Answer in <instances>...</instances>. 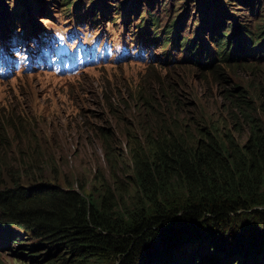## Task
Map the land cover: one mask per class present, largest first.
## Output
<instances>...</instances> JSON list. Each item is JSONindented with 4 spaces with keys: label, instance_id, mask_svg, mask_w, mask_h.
Segmentation results:
<instances>
[{
    "label": "trees",
    "instance_id": "obj_1",
    "mask_svg": "<svg viewBox=\"0 0 264 264\" xmlns=\"http://www.w3.org/2000/svg\"><path fill=\"white\" fill-rule=\"evenodd\" d=\"M242 1L246 6L252 2ZM22 8L14 6L8 18L23 21L27 13L22 14ZM182 18L177 23L183 25ZM263 21L254 32L248 31L252 35H246L253 44L264 37ZM216 24L211 33L217 32L213 37L222 50L221 62L237 63V57L228 56L230 42H221L230 32L231 39L245 38L244 26L239 25L243 34L238 36L233 25L225 33ZM165 82L160 90L164 82L154 78L124 83L121 94L109 92L112 103L100 94L108 114L133 124L141 139L124 135L128 163L122 164L121 171L113 165L122 158L117 139L111 130L97 127L108 176L95 174L99 186L93 184L89 192L82 180L64 175V184L60 181L59 163L46 154L36 132L42 124H53V118L79 116V123L83 115L64 108L61 118L53 109H31L23 95L21 103L15 102L14 94L3 99L0 232L4 234L2 228L10 226L15 229L8 231L0 246L13 252L15 262H26L28 256L20 254L29 251L14 249L13 242L25 247L23 241L29 236L33 244L39 242L46 249L45 254L33 249L30 257L42 256L46 264H211L208 255L224 257V264H237L241 256L245 259L241 264H264V104H256L253 96L237 86L233 87L236 94L228 91L234 128L248 129L245 140L239 142L229 132L211 133L214 127L198 122L197 100L189 104L174 81ZM47 116H52L49 121ZM90 121L82 130L78 123L67 121L63 130L88 135L94 125ZM132 141L136 145L130 148ZM127 171L134 185L131 196L117 184ZM197 239L201 243L196 254L194 248L186 251L184 244ZM202 245L207 246L204 263L197 258ZM1 260L0 253V264Z\"/></svg>",
    "mask_w": 264,
    "mask_h": 264
},
{
    "label": "rangeland",
    "instance_id": "obj_2",
    "mask_svg": "<svg viewBox=\"0 0 264 264\" xmlns=\"http://www.w3.org/2000/svg\"><path fill=\"white\" fill-rule=\"evenodd\" d=\"M34 1L39 6L48 7L49 4H52L45 3L43 0ZM66 1L64 0L63 2ZM2 2L5 3L4 8H0V22L2 24H5L8 19V14L3 19L2 14L5 9L11 10L14 6H23L22 14H24L28 12V7L30 8V13L32 8H34V3L30 0H0V5ZM79 2L80 0H70V3L67 5H64V3L58 5L56 3L57 7L55 9L57 11L55 13L52 12L53 16L50 13H39L37 15V17H40L38 18V22L45 29L75 25L72 17L74 10L70 9ZM83 4L86 6L87 20L90 19L85 29H90L93 32L103 29L109 31L115 38H124L125 41L130 40V38H132L130 41L134 40L136 35L147 38L152 36L151 33L139 30L144 25H140L139 27V23L142 22L140 19L142 18H149L153 26H155L154 20L158 19L159 26L157 30L161 32L159 34L161 36L164 29H166L164 28L166 23L171 19L177 20L180 16L181 18L183 16V25L179 27L181 45H183L184 39H190L192 36L197 35L198 27L201 26L199 35L205 37V49L202 51L203 58H206L211 53V50H215L214 44L210 42L211 27L214 28L215 23H217L215 28H220L218 24L220 15H224L226 18L227 28L225 30H228L229 24L233 23H237V25L239 23L246 28H254L258 21L264 20V0H253V11L251 10L250 12L249 6H246L242 0H221L216 3L213 0H119L118 2H114V0H83ZM61 5H64L65 10L69 11L68 14L64 15L60 10L63 8ZM80 12H84V9L82 8ZM125 13L131 14L130 17L127 18L126 16L124 18ZM31 20L34 22L32 14ZM12 22L16 24L15 20ZM25 22H29V20ZM207 23L209 27H206ZM20 24L21 22L19 21L17 25ZM171 31L169 30V34H171ZM166 35V33L163 34V36ZM228 35L223 37L222 40L226 41ZM184 50L183 46L182 48H173L172 54L174 58L171 57L169 62L155 63L154 65L156 66L150 69H147L148 64L146 63L127 60L116 65L108 63L100 68L88 69L68 79H60L45 73H26V76L20 74L8 81L1 79L5 82H0V105L3 104V99L11 94L16 95L18 99H16V103H21L20 95H23L25 96L24 100L31 109H53L61 118L65 114L64 108L71 113L83 115L82 119L84 121H80L79 123V116L68 120L53 118V124H49L48 127L42 124L36 129V132L40 135V143L46 154L53 155L59 163L60 181H64V175L72 181L75 179L82 180L88 185L86 188L87 192L90 191L93 184L99 186V182L94 178L95 174L104 177L108 176V167L103 155L102 137L97 129L98 126L111 130L117 139V148L122 152V158L116 160L113 165L115 169L121 171H124L122 164L128 163L127 153L129 147L124 143V135L130 134L132 137L141 139L140 132L133 124L125 123L124 118L118 114H114L113 112L108 114L106 107L101 103L100 94H106L105 96L108 98L109 103H112L113 100L110 97L113 96L109 92L114 93V96L121 94L122 89H124V83H135L143 81L146 78H154V81L157 79L164 82L157 88L160 90L161 87L166 85L165 81H174L180 89V94L186 96V99L189 100V104H191L192 99H196L200 105V108L196 106V111L194 110L198 116L199 123L202 122L204 126H207L206 124L208 123L212 128L214 127L215 130L211 129V133L221 135L229 132L235 136L236 140L243 142L248 135V129L247 126H243L241 130L234 128L232 117L228 110L230 108L228 97H231L228 91L236 94L237 89H233V87L237 86L239 89H244L248 96H253L256 104H264V61H240L237 63L230 62V64L220 61L219 67L216 70H210L209 68L199 66L193 61L178 60L177 58L184 55ZM150 51H152L155 57L154 61H161L164 58L163 49L160 47H152ZM243 53L240 52V54ZM253 55L256 54L254 53ZM244 58L246 57H242V59ZM250 63H254V65H250ZM145 75H148V77H145ZM83 86H85L87 91L80 94L82 89L80 87ZM69 92H77L79 94L76 95V101L72 102L69 100L67 97V93ZM113 105L115 103L112 104V108ZM121 107L119 106V108ZM261 115V119L264 120V113ZM51 117L47 116V120L49 121ZM91 119L94 121V125L89 129L88 135L76 134L74 131L65 132L63 130L67 128L63 125L67 121L73 124L78 123L76 127L81 130L87 129L89 127L88 124H92ZM198 130L196 129L193 132H197ZM135 145L136 143L132 141L130 148ZM3 176H7V173L4 172ZM117 184L124 190V193L131 196L134 192L131 171H127V174L124 176L120 175ZM2 229L4 234L0 232V243L6 240L8 231H13L15 227L10 226ZM25 237L27 238L23 241L26 242L25 247L19 246L17 242H13L12 245L14 249L29 251L27 254H20L23 257L27 255L28 260L24 259L26 262L16 260L17 262H15L10 256L12 251H7L5 249L7 247H1L2 244H0L1 264H31V261H34V264H46V262H41L42 256L41 258L30 257L31 250L38 249L35 253L45 254L46 249L38 246L39 242L33 244V240L30 241L29 236ZM9 241L10 239L8 243ZM200 243V239L196 241L191 240L184 244V248L186 251L194 248L196 254ZM202 248L197 253V258L201 257V262L204 263L207 246L202 245ZM207 259H211L209 262L211 264L226 263L224 257L221 256L211 257L208 255ZM242 260H245L244 256H241V260L237 264H241Z\"/></svg>",
    "mask_w": 264,
    "mask_h": 264
},
{
    "label": "clouds",
    "instance_id": "obj_3",
    "mask_svg": "<svg viewBox=\"0 0 264 264\" xmlns=\"http://www.w3.org/2000/svg\"><path fill=\"white\" fill-rule=\"evenodd\" d=\"M30 1L34 3V8L32 10L35 13V20L37 24L39 23L38 18H40L37 17L39 13H50L51 16H53V13L57 11V9H55L57 7V4L59 5L64 3V5H67L70 3V0H67L66 2H63L64 0H43L45 3H52L49 4L48 7H46L39 6L34 0ZM118 1L119 0H114V2ZM243 2L244 4H246L245 1ZM4 5L5 3L2 2L0 8H4ZM64 5H61L63 6V8L60 10L64 13V15H66L69 13V11L65 10ZM17 7H19V5H17ZM82 8L84 9V12H80ZM251 9L253 11L252 2H250L249 12L251 11ZM13 10L14 9H5L4 13L2 14L3 17L7 15L8 11ZM18 10L16 11L18 12ZM70 10H74L72 17L75 25L45 29L39 23L38 26L42 28L44 32L39 36V39L36 40L34 44L21 46L18 43L17 50L12 51L11 53V55L17 59L13 70L9 74L5 75L2 79H6L5 81H8L16 75L23 74L24 76H26V73H45L53 75L54 77H58L60 79H68L72 76L79 75L88 69L100 68L108 63L116 65L127 60L146 63L148 64L147 69H150L153 68V66H156L154 65L155 63H163L166 61L169 62L171 57H173V48H182V46L183 48H185L184 55L181 56L182 58H177L178 60L181 59L182 61L186 62L193 61L199 66L209 68L210 70H216L219 67L222 50L214 43L213 37V35L217 34V32L211 33L210 37V42L214 44L215 50H211V53L208 54L206 58H203L202 51L203 49H205V37L199 35V29L201 28V26L198 27L197 35H195L194 37L192 36L193 38L191 37L190 39H184L183 45H181L179 27H181L182 24H179V22L177 23V20H179L181 16L177 20L171 19L168 23H166L164 25V28L166 29H164V32L162 31L163 33L161 36H159L161 32H158L157 30V27L159 26L158 19L154 20L155 26H153L152 22L150 23L149 18H142L140 19L142 22L139 23V27L140 25L144 24L142 26L144 28L142 29V27H140L139 30H143L146 33H151L152 36H150V38H147L144 36L136 35L134 40L130 41L132 39L130 38V40L125 41L124 38H115L109 31L103 29L94 32L90 29H85L90 19L87 20L88 17L86 6H84L83 0H80V2L77 5L73 6ZM130 15L131 14L125 13L124 18L126 16L127 18L130 17ZM218 23L220 25V32L226 33L227 30L225 29L227 28V21L224 15H220V21ZM151 25L153 26V30ZM229 25H233L234 31L237 32L238 36L244 33L245 38L231 39L230 35L232 32L229 33V39L227 41L223 40V42H221V44L230 42L228 56L237 57V62H261V60L264 61V45H260L262 42H264V37L256 44H253V41H250L246 36L252 35L248 31L254 32L256 24L254 28H250L247 31V28L244 25H240L239 23L238 25L237 23ZM239 25L244 26L245 30L243 31V33H241V27ZM169 27L172 30V35L169 34ZM206 27H209L208 23ZM165 33L167 35L163 36V34ZM9 35L11 34H0V41L4 40ZM166 44L167 46H165ZM152 47H160L161 49H163L162 53L164 55V58L161 61H154L155 57L152 51H150ZM2 49L3 44L2 42H0V53ZM240 52L244 53L240 54ZM254 53L256 55H253ZM242 57L246 58L242 59ZM21 60H25V64L21 63ZM5 81H2L0 79V82ZM80 88H82L80 94L87 91L85 89V86ZM77 94V92H69L67 93V97L69 98V100L74 102L77 99ZM55 115H57L56 112Z\"/></svg>",
    "mask_w": 264,
    "mask_h": 264
},
{
    "label": "bare ground",
    "instance_id": "obj_4",
    "mask_svg": "<svg viewBox=\"0 0 264 264\" xmlns=\"http://www.w3.org/2000/svg\"><path fill=\"white\" fill-rule=\"evenodd\" d=\"M29 7H28V12L26 14V17L23 21H21L20 25L13 24V20H10L7 16V21L5 24H2L1 22V27H0V34L8 33V34H14L16 35L17 39L19 40V45L25 46L29 44H34L36 40L39 39V36L44 32L42 28L36 24L35 20V13L33 10L31 13L29 12ZM33 9V8H32ZM34 13V14H33ZM31 14H32V19L34 22L31 20ZM5 17H3L4 19ZM26 20H29V22H25ZM2 21V19H1ZM22 27V28H20ZM16 31V32H15ZM0 58L5 61V56L0 55Z\"/></svg>",
    "mask_w": 264,
    "mask_h": 264
}]
</instances>
